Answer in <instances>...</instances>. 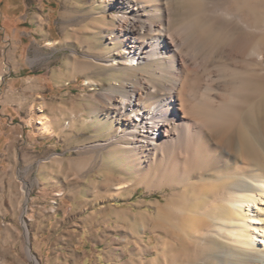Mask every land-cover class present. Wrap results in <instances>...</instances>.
I'll list each match as a JSON object with an SVG mask.
<instances>
[{
  "label": "bare ground",
  "instance_id": "bare-ground-1",
  "mask_svg": "<svg viewBox=\"0 0 264 264\" xmlns=\"http://www.w3.org/2000/svg\"><path fill=\"white\" fill-rule=\"evenodd\" d=\"M105 1L113 52L77 70L141 71L95 92L91 112L117 127L89 146L166 190L158 263L264 264V0Z\"/></svg>",
  "mask_w": 264,
  "mask_h": 264
},
{
  "label": "rangeland",
  "instance_id": "rangeland-1",
  "mask_svg": "<svg viewBox=\"0 0 264 264\" xmlns=\"http://www.w3.org/2000/svg\"><path fill=\"white\" fill-rule=\"evenodd\" d=\"M103 1L0 0V264H159L166 190L89 146L117 127L91 112L95 92L141 71L77 70L84 52H113Z\"/></svg>",
  "mask_w": 264,
  "mask_h": 264
},
{
  "label": "water",
  "instance_id": "water-1",
  "mask_svg": "<svg viewBox=\"0 0 264 264\" xmlns=\"http://www.w3.org/2000/svg\"><path fill=\"white\" fill-rule=\"evenodd\" d=\"M27 236V235H26ZM28 251H29V249H28ZM30 254V253H29ZM31 255V254H30Z\"/></svg>",
  "mask_w": 264,
  "mask_h": 264
}]
</instances>
